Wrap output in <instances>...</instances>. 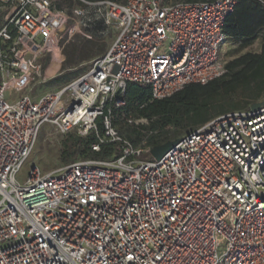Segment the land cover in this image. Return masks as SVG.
<instances>
[{
	"label": "built area",
	"instance_id": "2783aa9c",
	"mask_svg": "<svg viewBox=\"0 0 264 264\" xmlns=\"http://www.w3.org/2000/svg\"><path fill=\"white\" fill-rule=\"evenodd\" d=\"M71 12L52 0H0V264H264V106L217 116L159 161H140L107 104L129 83L165 99L225 74V19L238 0H124ZM88 8L111 41L85 73L38 98L44 57L86 34ZM107 113V114H106ZM93 152L43 173L22 165L45 124L86 137Z\"/></svg>",
	"mask_w": 264,
	"mask_h": 264
},
{
	"label": "trees",
	"instance_id": "16d2710c",
	"mask_svg": "<svg viewBox=\"0 0 264 264\" xmlns=\"http://www.w3.org/2000/svg\"><path fill=\"white\" fill-rule=\"evenodd\" d=\"M82 1L95 3L106 0ZM172 1L195 3L214 0ZM77 4L85 7L80 1ZM88 10L93 11L91 8ZM92 14H95L94 11ZM91 27L105 30L101 19L88 24L86 34L90 32L92 37L87 34L89 37L74 40L82 41L77 49L79 58L83 55L87 58H98L106 50L95 41L97 35L89 31ZM223 32L227 40L237 44V48L225 63L226 72L221 77L204 85H186L162 100L152 97L150 86L129 83L122 98V106L116 107L113 102L107 104L111 126L120 138L127 136L134 148L142 141L152 148L171 141L168 136L170 129L174 132L184 130L188 134L217 116L247 110L256 103L264 102V0H238L225 19ZM255 42L259 43V52H244ZM135 120H144L145 124L137 125L142 131L141 136L132 140L130 135L135 132ZM96 124L97 131L89 133L86 137L75 133L77 136L68 147L71 151L70 163L77 161L78 156L84 153L94 156L95 159H107L115 154V144L102 146L98 153L92 151L91 147L97 142V136L103 135L102 118H99Z\"/></svg>",
	"mask_w": 264,
	"mask_h": 264
},
{
	"label": "rangeland",
	"instance_id": "374dc122",
	"mask_svg": "<svg viewBox=\"0 0 264 264\" xmlns=\"http://www.w3.org/2000/svg\"><path fill=\"white\" fill-rule=\"evenodd\" d=\"M77 2L79 0H52V3L56 7L64 8L66 11L71 12L76 8L82 7V5H78ZM93 11L87 10L86 19L89 21L88 24L94 20L99 19L98 14H92ZM2 17L3 13L0 10V28L2 26ZM87 24V25H88ZM91 27L89 31H92L97 35L95 39L96 42L103 45L106 49L107 43L111 41L110 36L106 34V31L102 28H94ZM87 34L92 37V33ZM82 41H74L70 43L64 51L63 58L55 57L53 60L50 57H44L41 62L44 66L40 77H37L32 85L31 95L34 98H38L47 92L54 91L59 87L67 84L68 82L74 80L78 76L82 75L87 71L89 66L91 65L92 61L97 57L87 58L83 55L82 58H79L77 54L78 45L81 44ZM237 44L234 43L232 40H227L225 45L221 51V57L224 64L230 59V55L236 50ZM95 50V48H94ZM259 52V43L255 42L250 48L246 49L244 52ZM52 74V77H46V73ZM58 79V81H55ZM55 81V82H54ZM135 124L134 133L130 135L132 140L138 139L142 132L137 128V125H144V120H135L133 122ZM187 131L179 130L178 132H174L172 129L169 130L168 136L171 140L177 139L183 135H185ZM77 135L74 131H70L67 133L60 132L55 125L45 124L31 149V152L22 165L20 170L18 179L22 181L28 171L30 166H36L42 171L43 173H48L54 170H57L64 165L70 163V152L68 149L71 142ZM123 138L131 143V140L125 135ZM132 145V144H131ZM137 149H151L150 147L145 145V142L142 141L139 146L135 147ZM94 156L84 153L78 156L77 160H88V159H95ZM108 158H111L108 156ZM140 161H152L153 159L151 156L142 154L139 158Z\"/></svg>",
	"mask_w": 264,
	"mask_h": 264
},
{
	"label": "water",
	"instance_id": "95a60500",
	"mask_svg": "<svg viewBox=\"0 0 264 264\" xmlns=\"http://www.w3.org/2000/svg\"><path fill=\"white\" fill-rule=\"evenodd\" d=\"M264 106V102L256 103L250 107L251 111H256L260 107ZM179 142V139L167 141L162 145L152 147L149 151V155L155 161L161 160L168 152H170Z\"/></svg>",
	"mask_w": 264,
	"mask_h": 264
},
{
	"label": "crops",
	"instance_id": "0c3cea01",
	"mask_svg": "<svg viewBox=\"0 0 264 264\" xmlns=\"http://www.w3.org/2000/svg\"><path fill=\"white\" fill-rule=\"evenodd\" d=\"M45 75H46V77H49V78L52 77V74H48V72Z\"/></svg>",
	"mask_w": 264,
	"mask_h": 264
}]
</instances>
